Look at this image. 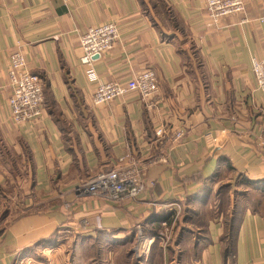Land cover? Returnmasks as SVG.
Instances as JSON below:
<instances>
[{"label":"crops","instance_id":"0c3cea01","mask_svg":"<svg viewBox=\"0 0 264 264\" xmlns=\"http://www.w3.org/2000/svg\"><path fill=\"white\" fill-rule=\"evenodd\" d=\"M242 1L216 28L204 0H0V264H135L142 244L140 264H264V93L251 72L264 0ZM110 22L117 43L82 65L80 37ZM16 52L44 82L41 118L18 126L7 105ZM146 70L150 99L92 105L99 82ZM161 125L183 139L156 137ZM125 156L144 170L139 197L77 193Z\"/></svg>","mask_w":264,"mask_h":264},{"label":"built area","instance_id":"2783aa9c","mask_svg":"<svg viewBox=\"0 0 264 264\" xmlns=\"http://www.w3.org/2000/svg\"><path fill=\"white\" fill-rule=\"evenodd\" d=\"M204 6L209 20L219 28L224 18L244 13L242 0H204ZM264 24V17L256 20ZM119 39V31L115 23H104L86 29L79 41L82 65H91L94 57L109 52ZM251 72L256 87L264 93V57L251 60ZM10 96L7 100L9 117L14 125L32 124L38 121L43 113L44 82L38 75L32 74L20 52L9 56L7 70ZM158 91L157 76L153 70H146L134 75L127 81L99 82L92 94L94 107H101L129 93H135L143 102L153 97ZM156 137L169 135L172 142H180L184 132L168 130L163 125L154 132ZM206 144L213 148L216 141L210 135L204 136ZM127 156L118 160L117 165L109 171H100L77 188L78 194L99 197L109 202L134 200L146 189L145 173L135 162L126 161ZM176 211L179 207L175 206ZM178 214V213H177ZM173 221H176L174 216ZM165 228L167 225H163ZM144 251L142 252L141 250ZM139 253H147L148 248H142ZM137 253V254H139Z\"/></svg>","mask_w":264,"mask_h":264},{"label":"rangeland","instance_id":"374dc122","mask_svg":"<svg viewBox=\"0 0 264 264\" xmlns=\"http://www.w3.org/2000/svg\"><path fill=\"white\" fill-rule=\"evenodd\" d=\"M160 8H158L157 9V12L158 13H160ZM264 184V183H263ZM250 189H252L251 187H249ZM168 233V232H167ZM167 233H165L164 232V234H167ZM138 237V239L140 238V235L139 236H137ZM157 238V240H159L160 242H163V244H166L165 243V240H164V238H163V236L162 235H159V236H157L156 237ZM137 241H139V244H140V242H142V240H137ZM140 247H141V249L144 247V248H147L148 246H146V244L144 245V244H142V245H140ZM149 250V249H148ZM142 252L144 251V249L143 250H141ZM148 253V252H147ZM137 255V257H136V259H135V263L136 264H140V263H138V262H142L141 260H142V257L144 258L147 254L146 253H139V254H137V248H133L132 249V251L129 253V256L130 257H132L133 258V256L134 255Z\"/></svg>","mask_w":264,"mask_h":264},{"label":"trees","instance_id":"16d2710c","mask_svg":"<svg viewBox=\"0 0 264 264\" xmlns=\"http://www.w3.org/2000/svg\"><path fill=\"white\" fill-rule=\"evenodd\" d=\"M258 184H260L259 182H253V181H247V186L248 187H251V188H253V187H256ZM228 232H227V235H225V237L223 238V240L228 236V235H230V234H233V231H234V228L230 225L229 226V228H228ZM94 244H96V242L94 243ZM95 248H96V245H95ZM228 252V251H227ZM136 264V263H135Z\"/></svg>","mask_w":264,"mask_h":264},{"label":"water","instance_id":"95a60500","mask_svg":"<svg viewBox=\"0 0 264 264\" xmlns=\"http://www.w3.org/2000/svg\"><path fill=\"white\" fill-rule=\"evenodd\" d=\"M97 59H98V56H95V57H94V60H97Z\"/></svg>","mask_w":264,"mask_h":264}]
</instances>
